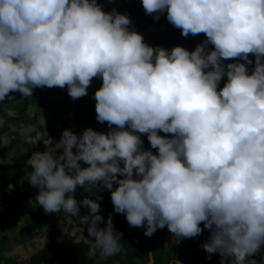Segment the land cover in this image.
Returning <instances> with one entry per match:
<instances>
[{
    "label": "clouds",
    "instance_id": "9594fccd",
    "mask_svg": "<svg viewBox=\"0 0 264 264\" xmlns=\"http://www.w3.org/2000/svg\"><path fill=\"white\" fill-rule=\"evenodd\" d=\"M142 6L155 19L166 12L183 36L206 39L191 51L153 47L130 30L129 14L105 11L98 0H0V103L14 92L31 97L36 87L67 86L78 99L99 77L96 119L109 126L66 128L55 142L29 135L28 143L47 147L32 151L26 179L45 213L63 210L87 226L89 255L120 251L111 216L98 226V199L75 196L101 184L115 212L145 236L167 226L179 242L203 224L209 258L219 252L221 264H245L264 245V0ZM142 134L156 152L143 148ZM7 145L0 136V148Z\"/></svg>",
    "mask_w": 264,
    "mask_h": 264
},
{
    "label": "crops",
    "instance_id": "0c3cea01",
    "mask_svg": "<svg viewBox=\"0 0 264 264\" xmlns=\"http://www.w3.org/2000/svg\"><path fill=\"white\" fill-rule=\"evenodd\" d=\"M98 3L105 11L116 9L120 13H127L126 6L120 0H98ZM129 28L139 33L148 31L132 25ZM162 48L167 49L163 46ZM172 48L169 47L168 50ZM92 81L102 82V79L97 77ZM67 92V86L63 89L36 87L31 97H13V100L6 99L0 103V108H5L7 112L6 115L0 113V136H7L9 139V145L0 148V264H26L35 252L54 240H83L92 246L87 226L80 225L76 217L68 216L63 210L56 214L45 213L36 203L39 189L32 187L26 179L30 172L26 165H29L32 151H36L27 142V138L39 126L44 128L45 137H50L51 129L57 130L60 136L66 128L77 134H82L87 127L97 131H109L106 122L100 123L96 119L94 98L91 104L85 105L82 102L77 103ZM9 112L13 114L9 115ZM28 129L33 131L29 132ZM159 134L164 135L162 132ZM141 138L145 142L144 149L156 152L151 149L147 134H142ZM97 189L98 194L91 195L77 189L75 196L77 200L85 197L98 199L100 214L104 217V221L98 226L104 227L111 216L114 229L122 233L120 251L106 257L99 250L96 255H89L88 249L83 264H143L149 262L150 248L155 241L164 246L161 264H171L174 258L179 259L181 264H221L222 257L219 252L211 254L209 258V254L203 249V244L211 235L210 230L204 228L203 224L200 235L183 238L179 242L175 241L167 226L157 229L148 237L144 234V228L130 226L125 214L115 212L110 190L101 184L97 185ZM88 211V208L80 207V215H85ZM263 247L264 245L261 249ZM257 259H260L258 252L249 257L245 264H255Z\"/></svg>",
    "mask_w": 264,
    "mask_h": 264
},
{
    "label": "trees",
    "instance_id": "16d2710c",
    "mask_svg": "<svg viewBox=\"0 0 264 264\" xmlns=\"http://www.w3.org/2000/svg\"><path fill=\"white\" fill-rule=\"evenodd\" d=\"M123 5L126 6L127 14H129L131 23L134 27L145 29L149 23L154 21L163 22L166 21V26L163 32V35L159 38V45L163 47H174L177 45H186L189 49L194 50L196 45L201 43L206 39L203 33L198 35L189 34L187 37L182 35V32L179 28L174 27L171 23L168 22L166 17V12L159 14V19H155L156 14H147L142 6V0H120ZM213 46L209 44V48ZM253 61V64L248 65L249 72H251L254 67L255 57L254 55L249 56ZM234 62V61H225V63ZM226 77L222 79L220 86H223ZM102 82H91L90 87L88 88V94L86 96L75 99L77 103H84L85 105L91 104L94 98L95 91L101 86ZM68 95V92H67ZM12 97L25 98L21 96L19 92H14L11 94ZM84 107V106H83ZM82 107V109H83ZM80 112V111H79ZM78 112V114H79ZM0 113L6 115V109L0 108ZM39 133L42 137L44 136V128L39 126L32 136H35ZM52 141H58L61 136L59 132L55 129H51L50 135ZM143 144L145 142L143 141ZM36 151L43 150V140L38 142L36 145H33ZM41 149V150H39ZM82 167H86L83 162H81ZM26 168L31 171L30 165H26ZM81 192L86 194H98L97 185L88 186V191H85L83 188L78 187ZM89 244L83 240L81 241H70L67 238L61 240H54L46 244L44 247L35 252L30 260L26 264H83V259L86 252L89 249ZM154 256V264H161L164 258V246L161 242L155 241L150 248ZM262 251V252H261ZM260 254V259H257L255 264H264V248L260 249L258 252ZM143 264H148L144 262ZM186 264H199L198 262L186 263Z\"/></svg>",
    "mask_w": 264,
    "mask_h": 264
},
{
    "label": "rangeland",
    "instance_id": "374dc122",
    "mask_svg": "<svg viewBox=\"0 0 264 264\" xmlns=\"http://www.w3.org/2000/svg\"><path fill=\"white\" fill-rule=\"evenodd\" d=\"M165 26H166V21H163V22L154 21V22L149 23V26L145 28V30H148V31L141 33L144 37V41L153 47H162L161 45H159V38L163 35ZM134 28H137V27H134ZM137 29H141V28H137ZM182 46L189 49L186 45H182Z\"/></svg>",
    "mask_w": 264,
    "mask_h": 264
},
{
    "label": "water",
    "instance_id": "95a60500",
    "mask_svg": "<svg viewBox=\"0 0 264 264\" xmlns=\"http://www.w3.org/2000/svg\"><path fill=\"white\" fill-rule=\"evenodd\" d=\"M48 138H51V137H48ZM51 140H52V138H51ZM46 147H47V145L43 142V150H45ZM58 153H59V151H58ZM154 262H155L154 256H153V254L151 252L150 253V260H149L148 264H154Z\"/></svg>",
    "mask_w": 264,
    "mask_h": 264
}]
</instances>
